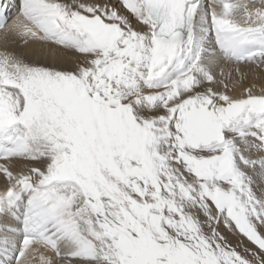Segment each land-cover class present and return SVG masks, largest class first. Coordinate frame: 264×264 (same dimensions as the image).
I'll use <instances>...</instances> for the list:
<instances>
[{
  "label": "snow or ice",
  "instance_id": "snow-or-ice-1",
  "mask_svg": "<svg viewBox=\"0 0 264 264\" xmlns=\"http://www.w3.org/2000/svg\"><path fill=\"white\" fill-rule=\"evenodd\" d=\"M259 3L0 0V264H264Z\"/></svg>",
  "mask_w": 264,
  "mask_h": 264
},
{
  "label": "bare ground",
  "instance_id": "bare-ground-1",
  "mask_svg": "<svg viewBox=\"0 0 264 264\" xmlns=\"http://www.w3.org/2000/svg\"><path fill=\"white\" fill-rule=\"evenodd\" d=\"M251 2V0H250ZM255 4L257 7L261 6L259 3V0H255ZM38 45L34 44H29L27 46L23 45L22 42H19L14 50L17 52H23V53H28V59H33V57L30 55L31 51L34 48H37ZM234 65L231 64H225L223 65L224 71L228 72L234 69ZM242 70L247 73L246 79L242 83H236L235 91L232 92L231 94L239 96L241 92L248 86H251L252 84L257 85V89H259V86L264 85V67H256L254 65H249V66H244L242 67ZM235 82V81H233ZM0 180H2V177H0ZM230 239L232 243L235 245L237 242V237L236 236H230ZM245 243H248L245 241ZM251 247V245H248Z\"/></svg>",
  "mask_w": 264,
  "mask_h": 264
}]
</instances>
